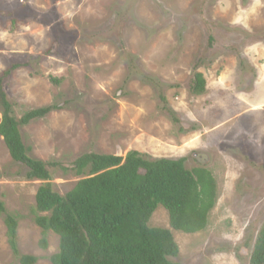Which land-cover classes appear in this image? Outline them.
Returning <instances> with one entry per match:
<instances>
[{
    "label": "rangeland",
    "instance_id": "1",
    "mask_svg": "<svg viewBox=\"0 0 264 264\" xmlns=\"http://www.w3.org/2000/svg\"><path fill=\"white\" fill-rule=\"evenodd\" d=\"M200 57L207 89L197 95L190 82ZM37 59L38 73L20 67L6 83L18 118L64 105L21 127L33 157L68 163L90 150L125 156L132 149L188 157L187 168L211 170L218 197L205 230H172L180 253L171 259L250 264L264 223V0H0V71ZM130 61L167 86L179 123L160 111L156 89ZM50 76L63 80L54 84ZM26 171L0 134V199L19 221V252L54 264L60 238L50 231L40 246L34 208L42 181ZM80 178L54 169L52 182L65 194ZM4 216L0 264H21ZM150 224L170 227L164 206Z\"/></svg>",
    "mask_w": 264,
    "mask_h": 264
},
{
    "label": "trees",
    "instance_id": "2",
    "mask_svg": "<svg viewBox=\"0 0 264 264\" xmlns=\"http://www.w3.org/2000/svg\"><path fill=\"white\" fill-rule=\"evenodd\" d=\"M16 21L12 18L13 25ZM214 43L215 38L210 35L209 45ZM202 60L200 57L195 63L190 82V90L197 95L207 89V80L199 71ZM38 63L39 59L13 62L0 71V134L13 160L27 168L26 177L42 181L34 208L35 222L42 229L40 246L47 247L48 233L53 231L60 238L59 251L51 256L54 264H182L171 259L180 253L172 230L193 234L208 227L218 197L217 181L211 170L202 165L187 168L188 157L151 158L137 149L129 150L125 156L90 150L68 163L33 157L31 147L23 140L21 127L64 105L58 102L33 108L18 118L6 83L20 67L38 73ZM130 64L134 72L156 89L160 111L179 123L168 102L167 86L135 67L133 61ZM50 78L54 84L63 80L57 76ZM54 169L82 178L67 193L60 194L52 182ZM160 205L168 211L170 227L150 224ZM0 214L5 215L14 254L21 264H35L36 256L20 254L19 221L1 199ZM249 262L264 264V223L255 238Z\"/></svg>",
    "mask_w": 264,
    "mask_h": 264
},
{
    "label": "water",
    "instance_id": "3",
    "mask_svg": "<svg viewBox=\"0 0 264 264\" xmlns=\"http://www.w3.org/2000/svg\"><path fill=\"white\" fill-rule=\"evenodd\" d=\"M119 155V154H118Z\"/></svg>",
    "mask_w": 264,
    "mask_h": 264
}]
</instances>
